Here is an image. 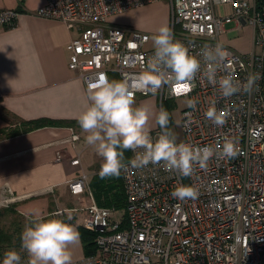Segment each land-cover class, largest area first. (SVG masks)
Listing matches in <instances>:
<instances>
[{"label":"built area","instance_id":"built-area-1","mask_svg":"<svg viewBox=\"0 0 264 264\" xmlns=\"http://www.w3.org/2000/svg\"><path fill=\"white\" fill-rule=\"evenodd\" d=\"M158 1L170 5V29L174 40L201 60V71L190 81L191 91H174L167 84L153 90L139 80L147 59L154 54L151 35L107 25L117 13ZM16 10L0 11V27L13 26ZM34 16L60 21L78 37L68 43V68L87 89L100 73H115L127 83L133 98L149 95L164 101L196 99L195 109L181 111L182 140L195 146L210 145L216 151L206 168L194 166L183 177L165 171L162 164L143 168L130 165L121 171L125 202L123 211L95 204L86 188V176L69 183L72 195L87 193L84 209L65 210L73 219L81 211L82 228L93 234L94 252L72 264H264V8L256 0H45ZM235 23L253 31L252 50L238 54L220 41L225 26ZM223 45L228 61L218 77L231 75L246 81L249 73L260 79L251 93L224 98L218 85L203 76V60L197 54L204 44ZM214 106L225 123L214 125L205 112ZM158 127L149 134L155 139ZM225 138L238 148L233 158L220 155ZM72 135L71 140L76 141ZM130 159L134 153L130 151ZM78 165L79 160L71 161ZM126 165L128 162L125 163ZM178 185L194 187L197 197L171 195ZM14 198V197H13ZM16 199V198H14Z\"/></svg>","mask_w":264,"mask_h":264},{"label":"crops","instance_id":"crops-1","mask_svg":"<svg viewBox=\"0 0 264 264\" xmlns=\"http://www.w3.org/2000/svg\"><path fill=\"white\" fill-rule=\"evenodd\" d=\"M44 4L45 0H0V11H19L13 26L0 27V203L6 197L19 199L17 209L34 219L57 208L84 209L90 198L87 193L72 195L69 183L85 175L95 204L121 213L125 202L121 174L100 177L102 158L86 143L76 119L87 92L77 73L68 68L66 47L78 37V30L34 16ZM170 17L169 3L158 1L114 14L106 23L153 36L162 25L170 28ZM235 27V23L226 25L220 41L238 54H247L252 50L253 31L245 25ZM110 75L116 74H108L109 80H119ZM145 103L155 121L156 98L151 96ZM34 123L40 125L23 131ZM153 128L149 126V132ZM72 135L78 139L72 141ZM74 159L78 165L71 164ZM129 160L130 152L125 151L124 163ZM67 216L65 222L79 233V242L70 246L73 262L90 255L93 237L84 243L80 225L84 211L73 219ZM29 259L25 254L20 264H29Z\"/></svg>","mask_w":264,"mask_h":264},{"label":"clouds","instance_id":"clouds-1","mask_svg":"<svg viewBox=\"0 0 264 264\" xmlns=\"http://www.w3.org/2000/svg\"><path fill=\"white\" fill-rule=\"evenodd\" d=\"M154 54L147 59L146 70L140 75L142 84H148L153 90L167 84L174 91L182 86L184 92L191 91L193 77L201 71V60L189 54V48L174 40L172 30L167 25L157 29L151 37ZM203 60V76L213 85H218L224 98L241 91L251 93L260 79L259 73H249L245 82L234 80L231 75L218 77V71L228 61L229 53L223 45L204 44L197 54ZM87 96L83 110L77 115V123L86 134V143L95 148L102 158L100 177H119L128 165L143 168L149 164H162L165 171L177 172L183 177L190 176L194 166L206 168L215 149L210 145L195 146L180 142L168 129L169 114L161 107L156 115V123L161 131L157 137L149 134L147 127L148 110L144 106L134 107L133 93L126 82L109 80L100 73L94 82L87 85ZM188 107L195 109L197 100L189 99ZM205 116L216 126L225 123L223 115L214 106L205 112ZM220 155L233 158L238 153L235 143L225 138L218 145ZM134 156L124 163L125 151ZM180 199L197 197V190L191 186L178 185L171 193ZM21 246L28 255L29 264H72L70 246L79 242L76 228L64 220L36 218L26 224L21 233ZM21 256L15 250L4 254L2 264H20Z\"/></svg>","mask_w":264,"mask_h":264},{"label":"rangeland","instance_id":"rangeland-1","mask_svg":"<svg viewBox=\"0 0 264 264\" xmlns=\"http://www.w3.org/2000/svg\"><path fill=\"white\" fill-rule=\"evenodd\" d=\"M153 42L151 41V44ZM110 76H116V75H110ZM152 95L146 96V97H141V98H136L134 107L136 106H144L143 102L146 99L151 98ZM156 98L157 100V111L159 110V103H158V98L155 96H152V98ZM147 104L145 103V108L148 110L149 113V120L147 127L153 125L154 128L152 129L151 132L156 130L159 126L156 123V120L154 121L151 119L152 115L146 106ZM187 107V100L186 99H177L175 101H164L163 102V108L168 112L169 114V124H168V129L174 133L176 136L177 142L182 140V131H181V111ZM19 199H14L13 197H6L5 199L2 200L0 203V211L10 209L14 211L12 213H7V212H2L0 215V228L3 227L5 230H8L9 232H14L19 229L20 235L25 227L26 224L30 225V222L34 220V218L31 217H26L25 214H23L19 209H17L16 205L17 203H20ZM58 212V213H57ZM16 214V215H15ZM68 212L65 211L64 209H55L53 210L49 216H46L44 218H50V217H55L62 219L66 221L68 219ZM22 259L23 255V248L20 247L19 249H14Z\"/></svg>","mask_w":264,"mask_h":264},{"label":"trees","instance_id":"trees-1","mask_svg":"<svg viewBox=\"0 0 264 264\" xmlns=\"http://www.w3.org/2000/svg\"><path fill=\"white\" fill-rule=\"evenodd\" d=\"M256 3H257L259 8L262 7L261 0H256ZM161 107H163V103H162ZM39 125H40L39 123H34L32 126L30 125V127L23 129V131L31 130L33 128L38 127ZM16 132L17 131H12L10 134H16ZM2 212H7V213L10 212V213L14 214L13 213L14 211H12L10 209L0 211V215L2 214ZM83 235H84V243H86V240H87V242H89V240L92 239V237H93V235L90 234L86 230L83 231ZM20 237H21V235H20L19 229L14 231V232H9L8 230H5L3 227L0 228V263L1 264H2V261L4 258V254L7 251L19 249L20 247H22ZM89 246L92 248L93 245L91 242H89ZM93 252H94V250L88 249L87 254H91ZM25 254H26V252L23 251V255H22V259H21L22 261L25 257Z\"/></svg>","mask_w":264,"mask_h":264},{"label":"snow or ice","instance_id":"snow-or-ice-1","mask_svg":"<svg viewBox=\"0 0 264 264\" xmlns=\"http://www.w3.org/2000/svg\"><path fill=\"white\" fill-rule=\"evenodd\" d=\"M180 90H182V86H180V87L177 88V91H180Z\"/></svg>","mask_w":264,"mask_h":264},{"label":"water","instance_id":"water-1","mask_svg":"<svg viewBox=\"0 0 264 264\" xmlns=\"http://www.w3.org/2000/svg\"><path fill=\"white\" fill-rule=\"evenodd\" d=\"M261 3H262V6H263V8H264V0H261Z\"/></svg>","mask_w":264,"mask_h":264},{"label":"bare ground","instance_id":"bare-ground-1","mask_svg":"<svg viewBox=\"0 0 264 264\" xmlns=\"http://www.w3.org/2000/svg\"><path fill=\"white\" fill-rule=\"evenodd\" d=\"M114 208V207H113ZM58 213V212H57Z\"/></svg>","mask_w":264,"mask_h":264}]
</instances>
